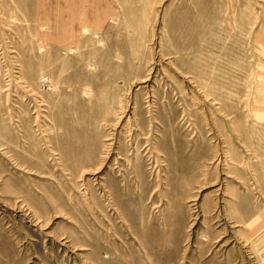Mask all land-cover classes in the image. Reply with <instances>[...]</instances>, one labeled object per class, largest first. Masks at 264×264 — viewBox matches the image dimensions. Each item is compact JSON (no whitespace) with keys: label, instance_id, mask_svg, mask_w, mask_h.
I'll return each instance as SVG.
<instances>
[{"label":"rangeland","instance_id":"rangeland-1","mask_svg":"<svg viewBox=\"0 0 264 264\" xmlns=\"http://www.w3.org/2000/svg\"><path fill=\"white\" fill-rule=\"evenodd\" d=\"M0 264H264V0H0Z\"/></svg>","mask_w":264,"mask_h":264}]
</instances>
